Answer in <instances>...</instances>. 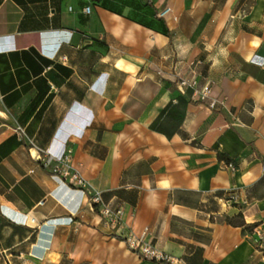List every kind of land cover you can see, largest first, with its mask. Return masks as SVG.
Here are the masks:
<instances>
[{"label": "crops", "instance_id": "crops-1", "mask_svg": "<svg viewBox=\"0 0 264 264\" xmlns=\"http://www.w3.org/2000/svg\"><path fill=\"white\" fill-rule=\"evenodd\" d=\"M17 126L71 151L122 226ZM145 228L187 264H264V0H0V248L21 264H157L120 238Z\"/></svg>", "mask_w": 264, "mask_h": 264}, {"label": "built area", "instance_id": "built-area-1", "mask_svg": "<svg viewBox=\"0 0 264 264\" xmlns=\"http://www.w3.org/2000/svg\"><path fill=\"white\" fill-rule=\"evenodd\" d=\"M90 8H86V13H89ZM171 13L170 8H166L160 14L161 17ZM178 89L180 93L185 94L188 90H192V96L199 101H206L210 99L212 88L210 84H206L201 88H198V82L195 80L182 79L179 83ZM218 102L213 100L210 102V107L215 108ZM17 137L21 140L26 139L28 141V151L37 161H39L44 168H48L51 171L53 177L57 178L63 184L74 188L78 191H82L89 196V202L93 208H97L103 221L110 227L111 230L117 231L123 224L124 210L121 206L113 207L110 204L103 202L101 193L94 189H91L87 181L75 170L72 166L71 151L66 153L63 157L57 159L53 157L49 152L44 151L37 146L33 141L29 140L25 129L21 126L15 128ZM257 235V245L259 250L264 253V235L256 228L253 231ZM149 229L145 228L140 234H136L133 231L122 234L121 240L125 243L129 251L140 259L151 261L157 264H187V262L180 257L170 255L160 250L156 245H153L147 241V235ZM264 261V260H263Z\"/></svg>", "mask_w": 264, "mask_h": 264}, {"label": "rangeland", "instance_id": "rangeland-1", "mask_svg": "<svg viewBox=\"0 0 264 264\" xmlns=\"http://www.w3.org/2000/svg\"><path fill=\"white\" fill-rule=\"evenodd\" d=\"M201 10V11H200ZM202 10H203V15L206 18H211L214 14V10L215 9H210V8H206V9H197L198 11V15L202 14ZM16 249L12 250V251H7L4 252L2 251V249L0 248V264H21L19 260L13 259L12 252H15Z\"/></svg>", "mask_w": 264, "mask_h": 264}]
</instances>
